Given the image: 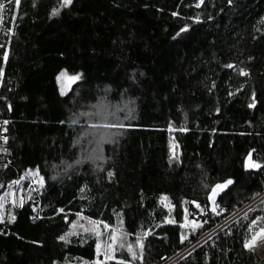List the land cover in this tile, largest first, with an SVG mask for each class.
I'll use <instances>...</instances> for the list:
<instances>
[{
	"label": "trees",
	"instance_id": "trees-1",
	"mask_svg": "<svg viewBox=\"0 0 264 264\" xmlns=\"http://www.w3.org/2000/svg\"><path fill=\"white\" fill-rule=\"evenodd\" d=\"M2 1L0 201L21 181L24 202L0 209V264H94L113 231L104 264H161L264 191V0ZM62 70L80 73L63 94ZM106 99L128 104L117 128L90 124ZM229 178L213 213L207 196ZM193 201L206 223L187 229ZM258 216L264 200L177 264H264L244 246Z\"/></svg>",
	"mask_w": 264,
	"mask_h": 264
},
{
	"label": "rangeland",
	"instance_id": "rangeland-1",
	"mask_svg": "<svg viewBox=\"0 0 264 264\" xmlns=\"http://www.w3.org/2000/svg\"><path fill=\"white\" fill-rule=\"evenodd\" d=\"M62 71H65V70H62ZM73 75H75V74H69L66 71V76L62 77L60 80H58L60 82V89L63 88V91H67V89L73 83V82H71L69 84V82L67 80V76H73ZM90 107L91 108H89L87 111V115L92 118V121L90 124H92L95 127H101L102 125H106V124L102 123V121H103L106 123H110L109 124L111 126L110 128H117L120 123L116 120L111 119V118L116 117L119 113H123V112H125L126 114L129 115V107H128V104L126 101H122L118 104H113V103H109V101L106 99V100H102L101 103L99 102L98 104H94L93 106L90 105ZM117 123H119V124H117ZM92 147H94V146H92ZM80 153H82V151H80ZM93 156H95V153H93V152H90L88 155L89 158H92ZM38 178H39L38 175H34L33 180L36 181V180H38ZM37 185H39V183H37ZM23 194L24 193H23L22 182L20 181L19 183H16V181H15L12 184H9V186L7 187V189L5 190L3 195L1 196L0 204H3V209L6 208V206H7L6 204H8V207H10V208L14 205H18V204H20L19 203L20 198L21 197L24 198ZM14 198L17 200L16 204L12 203ZM167 202H168V199H167ZM167 206H169L168 203H167ZM2 212H3V214L5 213V211H2ZM201 216H202V212H200L199 209L195 210L192 213H190L187 210L184 221L182 222V227L187 228V229H193L189 222L192 220L200 221L202 218ZM233 216H235V217L238 216V213L237 212L231 213L227 217V220H228V218L230 220L231 218H233ZM258 217L264 218V216H258ZM256 218H254V220L256 221L255 224L252 223L254 221V220H252L248 224V226L246 227L245 235H244L245 241L250 240L251 237L259 231V229L264 228V225L257 224L258 220ZM225 223H227V221H221L220 223H217L215 225L217 227H214V229L221 228ZM79 224L82 226L84 231L91 230L93 228H97L99 230V233L101 232V226H100L99 222H97L94 225L92 220H79ZM263 241H264V238L258 239V241L256 242V244L254 246V250L256 251V254L258 256H260V258L264 261V257L259 255V253L257 252L258 247H260V245Z\"/></svg>",
	"mask_w": 264,
	"mask_h": 264
},
{
	"label": "snow or ice",
	"instance_id": "snow-or-ice-1",
	"mask_svg": "<svg viewBox=\"0 0 264 264\" xmlns=\"http://www.w3.org/2000/svg\"><path fill=\"white\" fill-rule=\"evenodd\" d=\"M7 2V0H6ZM64 4H70L72 2V0H63ZM200 2L202 3L203 0H200ZM232 0H229V3H231ZM15 4L16 5H19L20 4V0H15ZM5 8V4L4 3H0V19H2V12H3V9ZM54 11V14L56 13V11L58 10H53ZM187 25H185L184 28L180 29V32H184L186 29H187ZM180 33H177V35H179ZM7 53L4 54V58L7 59ZM228 67H231V65H229ZM241 74H246L245 73V70L241 69ZM66 76V71H61V73L58 75L57 79L60 80L62 77H65ZM80 78V73H77L73 76H67V80L69 82V84L71 82H74L75 80L79 79ZM61 93L63 94V88L61 89ZM253 96H255V94H253ZM250 107H252L253 105H249ZM217 111H219V109H217ZM4 124H7L8 121H4L3 122ZM3 139L5 141H7V136H4ZM3 151H7L6 149H3ZM252 156V153L249 152V155L248 157L246 158V161H245V167L246 168H259L261 165L252 160L251 158ZM6 167V165H5ZM35 175H38V171L36 173H34ZM111 175V173L109 174ZM35 183H39V184H43V177H39L38 180L34 181ZM16 183H19V181H16ZM233 183V180L232 179H226L224 180L222 183H217L215 184L212 188H211V192L210 194L207 196V199L212 201V208H211V211L213 213H217V208H218V205L215 203V200H216V197L217 195L222 192L224 189H226L229 185H231ZM207 187V186H206ZM83 190V189H82ZM23 197L20 198L19 200V203L21 205H23ZM13 204H16L17 203V200L14 198L13 201H12ZM193 204L196 205V207L200 210V212H203L204 211V208H202L196 201H193L192 202ZM0 209H3V204H0ZM61 212H63L64 210L63 209H60ZM218 214V213H217ZM15 217L13 215H11V213L8 214V220L11 221V220H14ZM257 220L261 219V217H257L256 218ZM4 221V214L3 212H0V222H3ZM97 222L96 221H93V224L95 225ZM192 226L193 229L197 228V227H202L203 226V223H206L205 222H201V221H197V220H192L189 222ZM253 224L256 223V221L254 220L252 222ZM105 227H110L108 225H105ZM93 232H95V234L98 236L99 235V230L97 228H93L92 229ZM68 236V233H66L64 236H61L59 237L60 240H66ZM260 238H264V228H261L259 229V231L254 234L250 240H246L245 243H244V246L246 248H252L255 246L256 242L258 241V239ZM181 239L183 240V236L181 237ZM110 240L112 243H108V244H105L104 246V249H103V256H104V259L103 260H100L99 258H97L95 261H94V264H104L105 261L107 260H110V259H116L117 257L113 254L115 252V249L113 247V244L116 243L117 241V235L115 233V231H113L112 235L110 236ZM137 243L139 244V247H140V258L142 259V253H143V243L138 240ZM127 248V251L131 254L133 260H135L137 258V252L133 249V245L132 244H126V245H121V247H125ZM96 252H97V256L99 257L100 253H101V244L99 241H97L96 243ZM85 264H87V262H85ZM121 264H131V261H122Z\"/></svg>",
	"mask_w": 264,
	"mask_h": 264
},
{
	"label": "built area",
	"instance_id": "built-area-1",
	"mask_svg": "<svg viewBox=\"0 0 264 264\" xmlns=\"http://www.w3.org/2000/svg\"><path fill=\"white\" fill-rule=\"evenodd\" d=\"M0 3H4V1L0 0ZM4 4L6 5V3H4ZM2 17L3 18L0 19V35H1L2 27H3V22L5 21V17H6V6L3 9ZM3 122H4L3 120L0 121V152H3V149H6L8 151V146H6V141L3 139V137L6 136L5 133H6V126H7V124H4ZM263 200H264V191H262L257 196H255L254 198H252L250 201H248L247 203H245L244 205H242L235 212H237L238 213V216H239V215H241L243 213L244 210L246 211V210L250 209L253 205H255L258 202H261ZM238 216H236V217H238ZM227 217H225L222 221H227L228 222V221L232 220L233 218H235V216H233V218H231L230 220L228 218V220H227ZM215 225L213 227L209 228L208 230H205L204 232H202L199 236H197L196 238H194L188 246H186L185 248L181 249L179 252L175 253L174 255L170 256V258H168L166 261H163L161 264H177V262L187 252H189L191 250H194L197 246H199L200 244H202L203 242H205L207 239H209L212 235H214L215 233H217L224 226L223 225L219 229H214V227H217Z\"/></svg>",
	"mask_w": 264,
	"mask_h": 264
},
{
	"label": "water",
	"instance_id": "water-1",
	"mask_svg": "<svg viewBox=\"0 0 264 264\" xmlns=\"http://www.w3.org/2000/svg\"><path fill=\"white\" fill-rule=\"evenodd\" d=\"M231 185H229L226 189H224L222 192H220L218 195H217V197H216V200H215V203H217V201L219 200V198H220V196L230 187ZM210 192H211V190H210ZM210 192H209V194H210ZM208 194V195H209ZM209 202H210V206H211V208H212V201H210L209 200Z\"/></svg>",
	"mask_w": 264,
	"mask_h": 264
},
{
	"label": "bare ground",
	"instance_id": "bare-ground-1",
	"mask_svg": "<svg viewBox=\"0 0 264 264\" xmlns=\"http://www.w3.org/2000/svg\"><path fill=\"white\" fill-rule=\"evenodd\" d=\"M257 252L264 257V241L261 243L260 247H258Z\"/></svg>",
	"mask_w": 264,
	"mask_h": 264
},
{
	"label": "crops",
	"instance_id": "crops-1",
	"mask_svg": "<svg viewBox=\"0 0 264 264\" xmlns=\"http://www.w3.org/2000/svg\"><path fill=\"white\" fill-rule=\"evenodd\" d=\"M31 174L35 175V174H34V172H33V173H31ZM38 176H39V175H38ZM39 177H40V176H39ZM38 179H39V178H38Z\"/></svg>",
	"mask_w": 264,
	"mask_h": 264
}]
</instances>
